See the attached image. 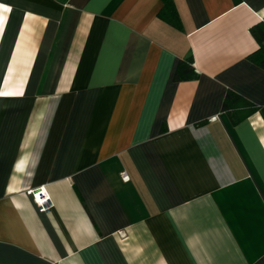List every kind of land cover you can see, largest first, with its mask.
Masks as SVG:
<instances>
[{
	"label": "crops",
	"instance_id": "0c3cea01",
	"mask_svg": "<svg viewBox=\"0 0 264 264\" xmlns=\"http://www.w3.org/2000/svg\"><path fill=\"white\" fill-rule=\"evenodd\" d=\"M172 3L0 0V264H264V0Z\"/></svg>",
	"mask_w": 264,
	"mask_h": 264
},
{
	"label": "trees",
	"instance_id": "16d2710c",
	"mask_svg": "<svg viewBox=\"0 0 264 264\" xmlns=\"http://www.w3.org/2000/svg\"><path fill=\"white\" fill-rule=\"evenodd\" d=\"M159 14L171 26L177 29L181 28V22L175 11L172 0H163V6ZM249 31L257 43V48L248 54L247 58L264 68V24L256 23L249 28ZM196 75L197 72L192 66L191 58H186L179 61L174 73V79L179 81L194 78ZM243 105L246 107V111L242 113L239 111V108ZM253 107V104L232 91L226 92L222 102V111L228 114L230 121L234 124L241 121L246 113L250 112Z\"/></svg>",
	"mask_w": 264,
	"mask_h": 264
},
{
	"label": "built area",
	"instance_id": "2783aa9c",
	"mask_svg": "<svg viewBox=\"0 0 264 264\" xmlns=\"http://www.w3.org/2000/svg\"><path fill=\"white\" fill-rule=\"evenodd\" d=\"M121 178L123 180H127V174L125 172H121ZM31 198L33 202L36 204L40 211H46L51 207V200L47 192L43 187H38L30 191Z\"/></svg>",
	"mask_w": 264,
	"mask_h": 264
}]
</instances>
